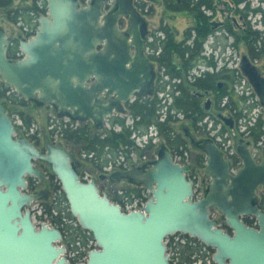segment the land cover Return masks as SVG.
<instances>
[{"label":"water","instance_id":"95a60500","mask_svg":"<svg viewBox=\"0 0 264 264\" xmlns=\"http://www.w3.org/2000/svg\"><path fill=\"white\" fill-rule=\"evenodd\" d=\"M46 1L47 14L40 15L36 33L19 39L20 58H8L10 39L0 28L4 84L21 98L51 106L58 116L90 121L97 129L113 111H123L121 102L152 94L155 73L142 51L146 21L130 0H115L107 12L104 0L86 5L79 0ZM120 17L130 20L128 31L120 29ZM240 69L264 107V73L248 55H243ZM104 92L115 98L107 100ZM220 116L234 127L229 117ZM15 135L11 115L0 102V264H71L62 231L33 222L31 205L47 194L28 192V177L43 178L34 161L49 165L69 213L95 242L77 264H176L167 243L176 235L212 248L214 264H264V211L258 199L264 188V160L254 158L249 142L236 146L243 161L238 170L213 138L199 142L206 155L205 174L211 177L201 198H195L194 182L188 178L190 165L175 162L168 147L159 144L146 168L132 165L112 172L147 190L144 204L127 211L101 194L93 180L80 178L79 159L60 142L46 140L42 153ZM214 209L226 227L214 217ZM246 216L255 218L256 225H248Z\"/></svg>","mask_w":264,"mask_h":264},{"label":"flooded vegetation","instance_id":"af4514ba","mask_svg":"<svg viewBox=\"0 0 264 264\" xmlns=\"http://www.w3.org/2000/svg\"><path fill=\"white\" fill-rule=\"evenodd\" d=\"M20 1H29L30 4L22 6L21 3H18L16 5H14V0H11V3L9 4V8H7V9L0 8L1 10L6 11L5 15H3V16L0 15V19L6 20L9 24V27L12 29L11 34H8L5 31V28L0 23V28H2L5 31L7 37L10 39L8 49H7V56L9 59H18L22 56V53L20 51V46H19L20 37H23L27 40L31 36H33L39 27L38 20H39L40 15H46L47 9H48V4H47L46 0H20ZM155 1H159V0H130L133 8L146 21V34L144 37L142 51H143L144 56L147 58V60L152 64L153 70L155 73V78L153 81L152 94H150V95H134L131 98H129L126 102H121V104L123 106V111L122 112L113 111V113L106 118V120L108 119L110 124H111V118L112 117L123 118L124 122H125V117H128V118H131L132 122L134 123V118L131 114L129 106L131 104H133L134 102H137V101L140 102V101L145 100V99L155 100L157 102V110H156L157 119H160V121H162V122L166 121L170 115H172L173 118H178V116H177L178 113H180L182 115V117L185 118V115L182 112H180L176 108L172 107V104L174 103L176 96H178L181 93V91L178 88V84L182 82V79L180 78L179 80H177V77H173L172 75H170V73H168V71H167V68L163 64H161V62H160L161 56L164 52L163 42L167 39V32L166 31L169 30V33H172V31L167 26H162L160 28L153 30V29H151L149 21L147 19L153 11V6L151 3L155 2ZM177 1H178L177 3L179 4V6H183L185 4L184 0H177ZM195 1H198V0H195ZM91 2H92V0H79V3L81 5H86V4H89ZM177 3H174V5H176ZM250 3L251 2L249 0H214V5H213L214 8L213 9H207L206 7H202V11L209 17V21L211 22L213 33L218 28L225 30V32L227 31L228 33H232V32L237 33V31H238V34L236 35V38H235L234 46L240 47L241 44H245V38H247L248 33L252 34V37L248 40V43L245 45L246 53H244L243 55H248L255 62V60H257L258 58H261L263 54L260 55L258 58H254V55L258 54L261 51L260 46H257V43L261 40V34L257 30H252V27L250 26L249 22L245 19L248 11L250 10ZM163 4H164L166 10L170 11V12H174V13L189 12L190 14L193 15L194 23H195V15L197 14L196 12L194 13L193 11L181 10V9L177 11L176 9H173L172 7H170V5L172 4L170 2V0H163ZM241 4L245 5V7H246L245 10L240 8ZM114 5H115V0H104L103 11L107 12V11L111 10ZM248 7H249V10L247 9ZM19 9H28L29 11H27V13L24 15L22 14V15H18L15 17V12H16V10H19ZM217 12L220 13L221 18H219V20H214L213 16H215ZM1 14H2V12H1ZM30 15L32 16V18L33 17L35 18L34 23H33V20L31 19ZM19 22H21V25H19ZM118 23H119V27L121 30L128 31L129 25H130V20L128 18L120 17L118 19ZM194 23L192 24L191 27H193L195 25ZM15 24H18L17 26H19L18 28H20L21 31L16 32ZM191 27H189L188 29H190ZM187 30L185 31V33L187 32ZM194 34H196L195 31H194ZM130 41H133V39L131 38ZM130 49H131V54L134 55L137 51L136 50V43H132ZM10 52H12V54H10ZM202 55H206V54H204V51H203ZM202 64H204L203 61L197 63V65L193 67V69L190 71V79H192L196 76V75H193L192 71L195 68L202 69ZM212 68H213V71H219L222 69V68L216 69V67L215 68L212 67ZM207 71H209V70H203L202 73L199 74V76H202ZM260 71L263 73L262 70H260ZM93 80L94 79L89 80V83H92ZM0 81H1V79H0ZM219 83H222V84L219 85ZM219 83H218L219 88H224V87L228 86V84L225 81H220ZM4 86L7 89V92H9L11 94L13 93L18 98L23 99L25 101L24 106H27L30 104L34 107H44V108L50 109V113L46 114V116H45L46 123H45L44 127L42 125V127L39 131L37 130L35 132H32L30 130V124L28 126L25 125L22 118H21V125L16 127V124H15L16 122L13 119V116H14L13 111L10 110V108L7 106L8 104L7 105L5 104L4 100L0 101L1 103L4 104L6 111L11 115L12 122L14 123L15 129H16V135L15 136L26 138L27 140L32 142L38 148V150L42 153L45 151V141L46 140H49L52 143L60 142L63 145V143L61 141H62V139L65 140L63 138V135L66 132L74 131V130L80 128L82 125H85V124H88L89 126H91V125L93 126V124L90 121H87L84 123H79L77 120H73L70 117L58 116L51 106L39 105L36 101H28L24 98H21L19 95H17L14 92V90L12 89V87L7 86L6 84H4ZM162 93L167 94L166 99L169 102H171L168 105V113H167V117L165 118V120H161V113H160V110L165 105V103L162 102L163 101V98L161 97ZM102 96L104 98H106L107 100H113L115 98L114 95H107L106 92L102 93ZM195 96L198 97L201 102H203L205 100V106H206L207 111L213 110L214 109L213 107L215 106L216 110L214 109V111L219 110L217 112V116L219 119H221L224 122L223 118H221L220 115H223L225 117H229L233 122V126L235 125V121H236L235 112L230 111L229 109H226V103L228 101V97H221L219 95V92L208 91V90L197 91L195 93ZM6 103H7V101H6ZM24 106H20V107H24ZM14 111H17V110H14ZM225 111H228V113L225 114L224 113ZM122 114L124 116H122ZM258 118L263 119L261 116H259ZM115 125H117V124H115ZM125 125L132 132L131 127L127 126V124H125ZM153 125H155V124H153ZM117 126H120V125H117ZM21 127L24 129L22 130ZM113 127L109 128L108 130L119 131L117 129H114ZM148 127H146V128H148ZM104 128H105V122H104V126L101 129H97L93 126V129H94L93 131L103 132V135H105L108 130H106V129L104 130ZM263 130H264V119H263ZM247 131H248V129H247ZM156 132H157V135H159V141H157L156 143L150 141L148 143V145L145 146V148L138 149V153H136V156H137L136 162H131L132 161L131 160V153L128 152L129 150L127 148H125V146H121V147L117 148L118 153L116 155L119 157L120 155L123 154V156L125 158L124 161L119 162V163H113L112 165L110 164L111 163L110 160H106V159L103 160L102 158H100L97 162L91 163V165L88 166L87 163L91 160L90 159L91 157L89 156V158H87V157L80 156L81 152H83V154H85L83 149L79 148V146L77 145V147H78L77 151H74L73 148L68 149V150H71L77 156V158L80 161V165L78 166V173L80 175V178H82L85 181L93 180L95 185L97 186L99 192L101 194H106L107 197H108V193H105L102 191L104 189L110 190V193L113 192L114 195L112 198L111 197H108V198L111 201L118 203V204L123 206L125 200H130L134 197H144L142 194L144 191L147 192V190L142 185H135V184H132L131 182H129L127 179L118 178L117 174L112 175V172L113 171L122 172L126 169H129L132 165H134L135 167H142L145 164V166H143V167L146 168L148 166L147 165L148 161H150L156 157L155 153H156L157 146H159V144H161V143H164L166 145V143L162 140L160 130H159V128H157V126H156ZM244 133L245 132H242V134H244ZM248 133H250V131H248ZM56 135L60 136L61 141L54 139V137ZM183 136L187 140L188 144H185V145L182 144V145L177 146L176 148H170L167 145L166 146L168 147V149L172 153L173 157L176 155L175 149H176V151H180L181 154L183 155L184 158H182L181 161L176 160L174 157L175 162H177L181 165H184V164L190 165V170H189L187 175H188V178L193 180V182H194L195 198H201V197L205 196L207 193L208 186L211 183V177L207 176L205 174L206 162H205L204 168L199 167L198 164L196 163L195 159H194L195 156H194V158L192 157L193 153H192L191 149L197 150L198 153H202L205 155L203 150L199 147V142H201L203 139L208 138V137L197 138L193 135L191 130L187 127H184ZM263 136H264V134H263ZM263 136L259 142L262 141ZM210 138H213L220 145L222 151L224 152L226 158L230 161L231 166H232V161H231L232 155H234V154L239 155L237 153L236 149H235V151H233L231 153H229V152L227 153V151L223 149L224 144H222L220 142V140H216V138L214 136H210ZM65 141H67V140H65ZM247 142H249L248 147L250 149L251 141L245 140V139L240 140V143L246 144ZM66 143H71V142L67 141ZM119 151H121V152H119ZM136 151H137V149H136ZM144 152L147 155H149V153H150L151 154V155H149L150 157L149 156L145 157V155L141 156V154ZM190 154H191V156H190ZM253 156L258 162L264 160V159H261V160L258 159L255 155H253ZM205 157H206V155H205ZM239 157H240V155H239ZM90 162H92V161H90ZM34 163H35V166L42 172L43 178L38 179V178H34V177H28L27 178L28 192L45 191L47 193L45 197H48V196L52 195V187L55 184H59V182H58L56 176L51 172V169H50L48 164H46L42 161H34ZM242 165H243V161L241 158V161L238 162V165L235 167L232 166V168L234 170H238L239 168L242 167ZM120 183H123V184L121 186H119L120 190L117 193L116 192L117 185ZM41 185H42V187H40ZM40 188H42V189H40ZM134 189H137V190L141 191L142 193L141 194H136L134 192L129 193L130 190H134ZM198 190L200 191L199 197H197V194H196ZM258 199L259 200L261 199V198H259V194H258ZM215 211H217V210L214 209V212ZM219 223H221V222H219ZM222 226H223V224H222ZM178 237H180V236H178Z\"/></svg>","mask_w":264,"mask_h":264},{"label":"trees","instance_id":"16d2710c","mask_svg":"<svg viewBox=\"0 0 264 264\" xmlns=\"http://www.w3.org/2000/svg\"><path fill=\"white\" fill-rule=\"evenodd\" d=\"M170 2L172 3L170 7L177 11L181 9L197 13L195 15V25L187 30L182 41H177L173 33H169V30H167V39L163 42L164 52L160 59L161 64L167 68L170 75L182 79V82L178 84L181 93L176 96L172 107L182 112L192 127L200 129L206 126V124L202 125V121L209 114V111L206 110L205 104L195 96V93L201 90L214 91L219 92L221 97H228L226 109L235 112L236 119H241L244 116V112L243 109L240 108V104L246 101V96H239L238 98L235 96L234 87L243 77L239 69L230 70L224 66L219 71H207L202 76H195L190 79V71L201 61L208 64L210 67L215 68L217 66L213 57L209 59L207 56L202 55L204 45L209 36L213 33L209 17L202 11V7L213 9L214 0H184L185 4L183 6H179L177 0H170ZM10 3L11 0H0V8L7 9ZM174 3L177 4L174 5ZM247 9L249 10V7ZM27 11L29 10H16L15 17L22 14L24 15ZM253 11L262 12L264 14L261 8L254 9ZM194 31L196 34H194ZM260 49L261 51L254 55V58H258L260 55L264 54V37H261ZM10 54H12V52H10ZM220 81H225L228 86L219 88L218 83ZM6 91L7 89L0 81V99L6 98L10 103L18 106L25 105L23 99L18 98L13 93L6 95ZM4 102L7 105L6 101ZM253 107L254 105H251L249 109L251 110ZM129 109L134 118V126L136 128L145 129L149 125L155 124L160 130L162 140L168 147L176 148L179 145L188 144L183 136L184 133L177 132L175 122L178 121L179 118H173V116L170 115L164 122L157 119V102L155 100L145 99L140 102H134L129 106ZM19 114L25 125L28 126L31 122V117L24 114L23 111H19ZM111 124L120 125L121 130H108L106 134L103 135V132L93 131L92 125L89 126L85 124L74 131L66 132L63 138L78 145L79 148L83 149L86 153H93L96 159L99 160L102 158L105 160L106 158L104 155L106 154L105 149L107 147L115 150L121 146L130 147L132 145V140L130 139L131 130L126 127L124 119L112 117ZM247 129L250 131V135L254 142L258 143L264 134L263 119L258 118L254 125L247 124ZM194 159L199 167H205L206 157L204 154L198 153L195 155ZM91 161L95 163L93 158ZM231 161L232 166L235 167L238 165V162L241 161V158L239 155L234 154L232 155ZM131 192L136 194L142 193L137 189L130 190L129 193ZM52 196V203L44 205L43 214L48 215L51 219V223L62 231L63 241H65L68 250H71L73 253L76 252L73 256L69 257V261L71 264H77L82 257L85 256V251L82 252L79 249L81 247L86 248L89 241H93L92 235L78 226L75 219L69 213L66 200L59 184H55L52 187ZM61 204L65 205L64 210H62L61 207L59 208ZM259 207L264 211V195L259 200ZM244 220L248 225H256L255 218L251 216L244 217ZM67 221H73L75 225L73 226ZM223 226L226 227L224 222ZM176 236H180L185 242L176 241ZM176 236L169 237L170 243L168 244V248L171 247L173 249L177 264H194L198 262L200 258L204 257V253L214 252L212 248L205 246L196 238L187 235ZM76 243H78L79 246H77ZM211 264H214L213 261Z\"/></svg>","mask_w":264,"mask_h":264},{"label":"rangeland","instance_id":"374dc122","mask_svg":"<svg viewBox=\"0 0 264 264\" xmlns=\"http://www.w3.org/2000/svg\"><path fill=\"white\" fill-rule=\"evenodd\" d=\"M249 1L251 2L250 3V10L248 11L245 19L249 22L250 26L252 27V30L259 31L261 34V37H264V21H263L264 14L262 12H254L253 11L254 9H257V8H261V10L264 11V0H249ZM18 3H21L22 6L30 4L29 1L14 0V5H16ZM151 4L153 6V11L150 14V16L147 18L149 21L151 29L154 30V29L160 28L162 26H167L172 31L175 39L178 41H182L185 37V31L189 27H191L192 24L194 23L193 15L190 14L189 12L174 13V12L167 11L164 4H163V0L155 1V2H152ZM240 8L245 10L246 7L244 4H241ZM1 12H2V14H1ZM5 12H6L5 10L0 9V15H2V16L5 15ZM213 17H214L213 18L214 20H219V18H221L219 12H217L216 15ZM31 19L33 20V23H34L35 18L34 17L32 18V16H31ZM0 23L5 28V31L8 34H11L12 29L9 27L8 22L4 19H0ZM17 25L18 24H15L16 32L21 31V29L18 28L19 26H17ZM19 25H21V22H19ZM237 34H238V31H237V33H234V32L228 33L227 31L225 32V30L218 28L214 31V33L212 35H210V37L206 41V43L204 45V54H206L205 56H207V58H209V59L213 57V59L216 61V64H217L216 69H221L225 66L227 69H230V70L239 69L241 72L240 62L242 60L243 54L246 53L245 45L248 43V40L252 37V34L248 33L247 38H245V44H241L240 47L234 46L235 38H236ZM260 41L257 43V46L261 45ZM254 63H256V65L259 67V69L262 70L264 73V54L262 55L261 58H258L257 60H255ZM203 70H209L212 72L213 68L208 66V64L204 63V64H202V69L195 68L192 71V73H193V75L199 76V74H201ZM179 79L180 78H177V80H179ZM245 79L246 78L243 76L240 79V81L234 87L235 96L237 98L239 96H246V101L243 102L242 104H240V108L243 109L244 116L241 119H236L235 125L233 128H231L229 125L225 124L221 119L218 118L217 112L219 110L214 111V109L216 110V107L214 106L213 107L214 109L209 111V114L202 121V123H203L202 125L206 124L205 127H202L200 129L192 127L190 125L188 119L186 120L184 117L179 116L178 117L179 120L175 122L177 132L184 133V127H187L191 130L193 135L197 138L214 136L216 138V140H220V142L222 144H224L223 149L226 150L227 153L228 152L231 153V152L235 151L236 146L238 143H240L241 139L249 140V141H251L250 150L252 151L253 155H255L260 160L264 159V136H263V139L261 142L255 143L252 136L247 131V124H249L250 121L253 122L252 119L257 114H259L264 119V109H263L262 105L259 103V100L257 99L258 97L256 96V94L253 93L254 94L253 95L251 93L250 84H249L248 80L245 81ZM9 94L10 93L6 91V95H9ZM3 100L7 101V104H8L7 106L10 108V110L13 111V114H14L13 119L16 122L15 123L16 127L21 125V116L19 115V111H23L24 114L31 116L30 130L32 132H35L37 130L39 131L41 129L42 125L44 127V125L46 123L45 116H46V114L50 113L49 108L34 107L30 104L27 106H24V107H20V106H17V105L10 103L6 98L0 99V101H3ZM203 104H205V100L203 101ZM251 105H254V107L250 110L249 106H251ZM14 110H17V111H14ZM224 113L227 114L228 111H225ZM122 116H124V115L122 114ZM159 121H160V119H159ZM125 124H127V126L134 127L136 129L131 118L125 117ZM113 126L114 125L110 124L108 119H107L105 121L104 130L105 129L108 130L109 128H111ZM113 128L117 129V130L121 129L120 126H117V125H115ZM21 129L23 130L24 128L21 127ZM242 132H245V133L242 134ZM54 139L61 141L60 136H58V135H56L54 137ZM61 142L63 143V145L67 149L73 148L74 151L78 150V147L75 144L66 143L67 141H65L63 139ZM191 150L193 153L192 157L194 158V156L198 153V151L194 150V149H191ZM105 151H106V154L104 156L106 159H108V160L115 159L116 160V158H114V156L116 157V155L118 153L117 149L112 150V149H109L107 147L105 149ZM128 152H130V151H128ZM136 153H138V150L136 152H134V154H136ZM90 154L91 153L88 154L86 152H85V154H83V152H81L80 156L89 158ZM107 155H108V157H111V158H108ZM143 155H145V157H147L151 154L149 153V155H147L144 152L141 154V156H143ZM190 156H191V154H190ZM92 158L94 159L95 162H97L98 159H96L95 155H92V157L90 159H92ZM90 161L87 163L88 166H90L92 163ZM122 184L123 183H120L117 185V190H116L117 193L120 190L119 186H121ZM40 187H42V185ZM40 189H42V188H40ZM102 192L108 193V197H111V198L114 195V193L113 192L110 193V190H108V189H104ZM196 194H197V197H199L200 191L198 190ZM258 194H259V198H261L264 195V188H260ZM142 195L144 197H148V193L146 191H144ZM52 199H53V196L50 195L48 197H45L43 199H39V200L34 201L32 203V205H31L32 218H33L34 224L37 225L38 227L40 226V224L42 222H47V223L52 224L50 217L48 215L43 214L44 205L45 204H47V205L51 204ZM60 207L62 210H64L65 205L61 204L59 206V208ZM63 214H64V212H63ZM39 217H41V218H39ZM214 217L217 220H219V222H221L220 223L221 225L223 224L224 219L221 217V215L217 211L214 212ZM67 222L73 226L75 225V223L73 221H67ZM175 240L183 242L182 241L183 239L181 237H178V236L175 237ZM63 242L65 243V241H63ZM167 243L168 244L170 243L169 238H167ZM76 245L79 246L78 243H76ZM95 246H96L95 242L89 241L86 248L81 247L79 250L84 252L90 248H95ZM169 252L172 256L174 263L177 264L176 259L174 258L173 249L171 247H169ZM74 253H76V252H74ZM74 253L71 250H68V247H67V252H66L65 256L69 259V257L74 255ZM212 254H213V252L204 253L203 254L204 257L200 258V260L194 264H211L213 261L212 260ZM84 259H86L85 256L82 257V259L79 262L83 261Z\"/></svg>","mask_w":264,"mask_h":264},{"label":"built area","instance_id":"2783aa9c","mask_svg":"<svg viewBox=\"0 0 264 264\" xmlns=\"http://www.w3.org/2000/svg\"><path fill=\"white\" fill-rule=\"evenodd\" d=\"M245 81H247V79H245ZM250 89H251V93L252 94L255 93L254 90H253V87L251 85H250ZM166 96H167V94H165V93H162L161 94V97L163 98V101L162 102L165 103V105L163 106V108L160 110L161 120H165V118L167 117L168 105H169V103H171V102H169L166 99ZM263 109H264V107H263ZM177 116L178 117L179 116L182 117V115L180 113H178ZM259 116L260 115L257 114L255 117H253L252 120H253L254 123L249 120L250 121L249 124L250 125H254L256 123V121H257V119H258ZM131 129H132V132H131V135H130V139L132 140V144L133 145L130 146V147L125 146V148H127L131 152V160H132L131 162H136L137 156H136V154H134V152H136V149L138 150V149L145 148V146L148 145V143L150 141L156 143L157 141H159V135H157L156 126L153 125V124L150 125L146 129H140V128H136L135 129L134 127H131ZM119 152H121V151H119ZM175 152H176V155L174 156L175 159L178 160V161H181L182 158H184L183 155L181 154L180 151H176V149H175ZM92 155H93V153L90 154V157H92ZM107 157H108V155H107ZM108 158H111V157H108ZM114 158H116V160L115 159L110 160L111 161V163H110L111 165L113 163L123 162L124 159H125L124 156H123V154L120 155L119 158L117 156L116 157L114 156ZM145 198L146 197H134V198H132L130 200H125L124 201V204H123V207L127 211L128 210H132V209L136 210V209L140 208L144 204ZM182 241L184 242V240H182Z\"/></svg>","mask_w":264,"mask_h":264}]
</instances>
